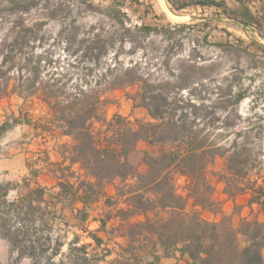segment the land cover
<instances>
[{
    "label": "trees",
    "instance_id": "16d2710c",
    "mask_svg": "<svg viewBox=\"0 0 264 264\" xmlns=\"http://www.w3.org/2000/svg\"><path fill=\"white\" fill-rule=\"evenodd\" d=\"M167 2L177 10L191 5L228 10L225 0ZM39 3V0H0V13L3 7H9L19 15L12 21L16 28L24 24L22 15ZM122 16L121 24L127 25L129 16L126 12ZM4 19L0 14V24ZM69 25L74 32L66 37L67 45L77 41V47L66 48V66L49 56L24 53L16 64L21 83L13 92L23 97L37 96L48 108L46 122L37 126L72 139L68 147L64 144L67 154L63 162L52 169L58 178L56 192L49 194V188L37 181L31 186V177L38 175V170H31L25 194L14 200L7 199L9 189L0 194V235L19 252V260L28 256L31 264H67L64 259H54L61 254V242L46 245L39 229L37 235L29 237L22 228L27 222L47 221L48 215L55 219L59 204L61 210L73 209L79 201L83 206L77 208L76 217L86 221L91 206L103 200L107 208L99 218L100 229L107 230L112 222L107 231L112 238L121 239L116 241L118 252L111 264H160L163 256L181 258L186 264H264V220L257 215L244 216L238 226L231 223L221 226L202 215L205 209L219 210L213 197L215 185L209 176V167L218 156L226 158L227 171L219 173L225 182V192L234 198L247 195L251 210L264 213V174L262 163L252 161L251 134L243 133L246 140L241 146L238 143L220 146L212 139L215 120L205 121L201 126L196 121V112L185 110V100L180 94L190 88V82L181 77L153 78L139 71L137 63L126 65L120 54L127 43L134 47L135 42L125 35L117 38L114 34L88 32L77 39L79 26ZM138 27L145 33L159 30L145 24ZM125 29L132 30L131 26ZM115 38L119 48L110 61L107 56L115 49ZM17 55L8 49L1 63H13ZM48 66L51 69L43 74ZM95 70L97 78L88 79ZM130 86H138L136 92L127 94L134 107L144 108L150 119H132L121 113L107 116L111 102L108 92ZM242 96L244 93L238 94L237 101ZM6 124H0V132ZM260 133L256 132L254 137ZM142 141L157 151L146 149L141 160L134 162L130 156ZM77 164L78 169L74 168ZM257 164L259 172L253 177ZM109 183L115 185L114 195L107 192ZM12 221L20 223V227ZM92 235L97 244L104 242L96 233ZM86 248L85 244L77 247L83 253ZM46 251L50 254L43 260L41 254ZM112 253L109 249L107 255Z\"/></svg>",
    "mask_w": 264,
    "mask_h": 264
},
{
    "label": "rangeland",
    "instance_id": "374dc122",
    "mask_svg": "<svg viewBox=\"0 0 264 264\" xmlns=\"http://www.w3.org/2000/svg\"><path fill=\"white\" fill-rule=\"evenodd\" d=\"M159 1L39 0L37 6L22 15L25 25L16 28L12 21L18 19L19 15L9 7H3L0 13L5 18L0 24V124H7L0 132V194L9 189L8 200L21 197L28 189L26 180L31 177L24 163L6 167L1 162L14 159L19 153L24 154L26 164L33 169L40 162L50 166L47 164L54 160H46L56 140L54 135L36 128L37 124L46 122L49 116L47 106L37 96L23 97L17 91L13 92V88L21 83L16 64L23 53L26 56H49L66 66V48L70 46V50H73L77 47V41L71 45L66 42V37L74 32L70 23L79 26L77 39L88 32L114 34L117 38L125 35L135 42L134 47L127 43L120 54V59L126 65L137 63L139 71L151 74L153 78L174 80L181 77L190 82V88L182 90L180 94L185 100V110L195 111L196 121L201 126L205 121L215 120L212 139L220 146L230 147L235 143L241 146L246 140L243 133L251 134L249 144L254 146L252 161L262 163L261 174H264V0H225L227 11L221 7L200 5L177 10L171 8L167 0V7ZM122 12H126L130 18L127 25L121 24L124 18ZM170 12L181 19L177 20ZM142 24L159 30L145 33L138 27ZM126 26H131L132 30L129 32ZM114 42L115 49L107 56L110 61L119 48L116 38ZM8 49H13L18 55L13 63L3 65L2 58ZM47 68L43 74L51 69L49 66ZM97 74L98 70H95L87 78L94 80ZM137 90L138 86H130L109 91L111 102L107 107V116L121 113L132 119H150L147 111L134 107L133 100L127 95ZM243 93L244 97L237 101L238 94ZM256 132L261 133L254 137ZM146 149L157 151L142 141L130 159L139 162ZM256 166L253 177H257L256 173L259 172V164ZM226 171V158L218 156L209 167V176L215 185L213 197L219 203V210L205 209L202 215L210 221L219 222L221 226L227 223L238 226L244 216L257 215L264 220L263 212L251 210L247 195L234 198L225 192V182L219 178V173ZM183 182V179L179 181L181 184ZM91 207L93 215L107 208L103 200ZM12 223L20 227V223ZM111 224H108L107 230H110ZM98 227L99 223L92 218L84 222L71 212H58L55 219L48 215L47 221L42 223L27 222L22 230L30 237L37 235L39 229L38 234L46 245L53 246L56 240L61 242V254L54 256L56 261L64 259L67 264H73L74 260L76 264H111L117 256L118 247L110 241L113 239L111 233ZM94 233L103 238L101 245L95 241ZM116 241L114 239V243ZM83 244L87 247L86 253L77 249ZM109 249L113 253L107 255ZM49 254L50 251H46L41 257L45 260ZM18 257L19 252L12 248L7 238L0 235V264L32 262L28 256L20 260Z\"/></svg>",
    "mask_w": 264,
    "mask_h": 264
},
{
    "label": "crops",
    "instance_id": "0c3cea01",
    "mask_svg": "<svg viewBox=\"0 0 264 264\" xmlns=\"http://www.w3.org/2000/svg\"><path fill=\"white\" fill-rule=\"evenodd\" d=\"M36 128L38 131H39V129H41L42 131L52 133V132H49V131L42 129L41 127H38L37 125H36ZM52 134L54 135V138L56 140L54 142V145L52 146V149L49 150L48 156L46 157V160L54 159L51 162L49 161V163L47 164V165L50 164V166H45L40 162L39 165L35 169H33L32 166H30V165L28 166V164H26L27 160L25 161L26 158H25V156H23L24 154H22V153H19L18 155H16L14 159H8L7 162H1V164L3 166H6V167H13V166L17 165L18 163H21V164L24 163L23 165H24L26 170L29 169L30 172H31V170H38V175L35 178L31 177V179H30L31 184L34 185L36 181L39 182L41 185L49 188V194L54 193L59 189V187L57 186L58 178L55 176L52 169L55 166H57L58 163L63 162L64 157L67 154V152L65 151L64 144L68 147L72 143V139L69 136H61L58 133H52ZM51 155H54L53 156L54 158H51ZM67 162L68 161H66L65 163H67ZM74 168L78 169L79 165L78 164L74 165ZM106 189H107L108 194L114 195V193H115L114 183H109L107 185ZM101 201L95 203L94 206L96 204L100 203ZM82 206H83V203L79 201L75 204V208H73V209L72 208H65L64 210H61L60 209L61 205L59 204L58 205V212H65V213L71 212V214H75V216H76L77 208H82ZM105 212H106V209L102 210L101 213L93 215L92 211L90 210L91 214L87 218L86 221H88L89 218H92L93 221H95L96 223H99L98 228L100 229L101 228V222H100L99 218L104 216ZM101 230H104V229H101ZM114 239L117 241H120L119 240L120 237H113V239L110 240L113 242V244L117 245L116 243H114ZM181 262H185V261L181 258H178V257H164L163 256L161 258L160 264H181Z\"/></svg>",
    "mask_w": 264,
    "mask_h": 264
},
{
    "label": "bare ground",
    "instance_id": "6f19581e",
    "mask_svg": "<svg viewBox=\"0 0 264 264\" xmlns=\"http://www.w3.org/2000/svg\"><path fill=\"white\" fill-rule=\"evenodd\" d=\"M160 1L163 2L164 5L166 6V0H160ZM160 1H159V2H160ZM166 7H167V6H166ZM170 15H172V16L175 17V18H177V20H180V19H181V17L176 16V15L172 14L171 12H170Z\"/></svg>",
    "mask_w": 264,
    "mask_h": 264
}]
</instances>
